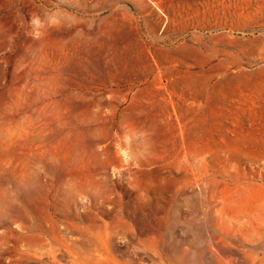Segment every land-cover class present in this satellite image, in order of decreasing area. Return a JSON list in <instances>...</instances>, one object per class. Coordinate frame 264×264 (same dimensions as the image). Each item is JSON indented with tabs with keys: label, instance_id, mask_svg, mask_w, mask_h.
<instances>
[{
	"label": "rangeland",
	"instance_id": "374dc122",
	"mask_svg": "<svg viewBox=\"0 0 264 264\" xmlns=\"http://www.w3.org/2000/svg\"><path fill=\"white\" fill-rule=\"evenodd\" d=\"M0 264H264V0H0Z\"/></svg>",
	"mask_w": 264,
	"mask_h": 264
},
{
	"label": "bare ground",
	"instance_id": "6f19581e",
	"mask_svg": "<svg viewBox=\"0 0 264 264\" xmlns=\"http://www.w3.org/2000/svg\"><path fill=\"white\" fill-rule=\"evenodd\" d=\"M195 204V203H194ZM200 207V206H199ZM262 232V231H261ZM259 231H253L252 235H250L251 238H256L258 241L262 238V233Z\"/></svg>",
	"mask_w": 264,
	"mask_h": 264
}]
</instances>
